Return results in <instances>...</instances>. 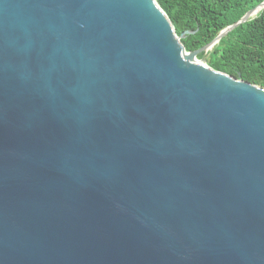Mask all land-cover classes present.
<instances>
[{
  "label": "water",
  "instance_id": "1",
  "mask_svg": "<svg viewBox=\"0 0 264 264\" xmlns=\"http://www.w3.org/2000/svg\"><path fill=\"white\" fill-rule=\"evenodd\" d=\"M185 33L156 0H0V264H264V88Z\"/></svg>",
  "mask_w": 264,
  "mask_h": 264
},
{
  "label": "trees",
  "instance_id": "2",
  "mask_svg": "<svg viewBox=\"0 0 264 264\" xmlns=\"http://www.w3.org/2000/svg\"><path fill=\"white\" fill-rule=\"evenodd\" d=\"M186 51L211 68L264 88V7L207 47L264 0H156Z\"/></svg>",
  "mask_w": 264,
  "mask_h": 264
}]
</instances>
